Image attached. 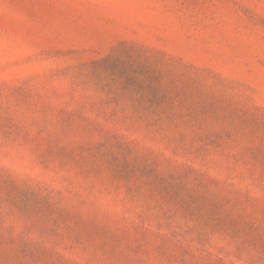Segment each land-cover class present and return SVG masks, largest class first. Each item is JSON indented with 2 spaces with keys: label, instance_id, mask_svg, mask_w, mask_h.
Instances as JSON below:
<instances>
[{
  "label": "rangeland",
  "instance_id": "1",
  "mask_svg": "<svg viewBox=\"0 0 264 264\" xmlns=\"http://www.w3.org/2000/svg\"><path fill=\"white\" fill-rule=\"evenodd\" d=\"M0 264H264V0H0Z\"/></svg>",
  "mask_w": 264,
  "mask_h": 264
}]
</instances>
